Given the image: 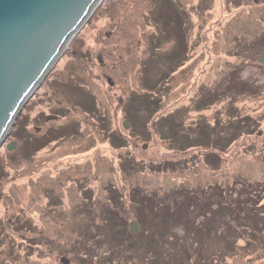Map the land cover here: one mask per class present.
Returning <instances> with one entry per match:
<instances>
[{
    "label": "rangeland",
    "instance_id": "obj_1",
    "mask_svg": "<svg viewBox=\"0 0 264 264\" xmlns=\"http://www.w3.org/2000/svg\"><path fill=\"white\" fill-rule=\"evenodd\" d=\"M257 1L262 5L101 1L17 117L26 119L31 138L67 125L73 134L24 156L14 124L0 147V264H61V258L69 264H264V0ZM162 36L167 40L157 54L180 51L179 44L186 50L185 64L157 93L153 119L164 115L162 128L171 120L176 133L151 120L131 139L122 128L124 107L141 93L140 66L151 40ZM201 90L220 97L197 110ZM88 98L100 113L87 117L77 108L78 99ZM102 114L110 117L103 128ZM198 122L212 128L215 122L216 135L204 132L201 146L182 148L197 137ZM160 132L169 140H160ZM108 134L122 138L123 147L113 148ZM11 143L16 147L8 151ZM210 154L219 158L214 164L205 158ZM109 186L118 202L109 200ZM176 189L193 196L171 206L176 213L156 217L140 241L127 243L122 228L136 220L130 192L163 198ZM30 240L39 246L29 249Z\"/></svg>",
    "mask_w": 264,
    "mask_h": 264
},
{
    "label": "water",
    "instance_id": "obj_2",
    "mask_svg": "<svg viewBox=\"0 0 264 264\" xmlns=\"http://www.w3.org/2000/svg\"><path fill=\"white\" fill-rule=\"evenodd\" d=\"M96 2L0 0V147L24 105L62 55L65 43L90 17ZM98 62L101 64L100 58ZM122 128L130 138L135 137L128 121H123ZM159 137L169 140L163 132ZM15 147L16 143H11L6 149ZM128 230L136 234L140 227L133 221ZM60 263L68 264V260L61 258Z\"/></svg>",
    "mask_w": 264,
    "mask_h": 264
},
{
    "label": "trees",
    "instance_id": "obj_3",
    "mask_svg": "<svg viewBox=\"0 0 264 264\" xmlns=\"http://www.w3.org/2000/svg\"><path fill=\"white\" fill-rule=\"evenodd\" d=\"M158 12H159V8L157 7L155 14L151 16V21L156 25L159 22L158 15H157ZM180 14L183 15V13H180ZM165 40H167L165 36L164 37L162 36V39L154 38L151 40L149 44L151 45L150 47L151 54L143 61V63L140 66V71H141L140 82H141L142 91L141 93L132 94L129 97V100L127 101L124 107L123 115H125L126 121L130 123L133 132L137 133V135L144 132L146 128V123L153 120L159 111L158 109H159V105L161 104V102H160V95L157 93H159V91L161 92L162 90L161 86H164L163 84L168 79H170V77H172L173 74H175L176 71L183 66V64H185L186 50L185 52H183L184 46L182 44H179V47H181L180 51H177L178 49L177 47L175 49L173 48L169 54H164V55L157 54L158 50L160 49L158 44L161 43L162 41L164 42ZM176 45L177 43L175 44V46ZM232 79H233V76H231L230 73L227 74L226 77L224 78V80L226 81L225 87L223 89L224 93L229 94L230 88H231L230 83ZM68 91L67 92L69 93L70 99H74L75 101L76 99L72 95V92L74 90L72 91V89L69 88ZM224 93H222V95ZM212 96H214L213 99H212ZM194 97L196 96L194 95L190 96V100H192ZM219 97H220V94L212 95V92L201 90V93L199 94V97H198L199 100L195 104V108L197 110H202L208 107L209 105H212L215 101H217ZM77 103H78L77 108L82 106L87 111L90 110L91 114L95 112V108L97 107L96 106L97 104L94 98L93 99L88 98L85 100V102H81L78 99ZM165 119L166 118L164 117V115L162 117L159 116L158 118H156V120L152 121V124L156 125L157 127L159 126L160 128L165 127L164 125ZM172 119L175 120V118H172ZM97 122L101 124L102 126L101 128L104 127L103 119H99L97 120ZM26 124H27L26 119H23V118L16 119L15 128L13 131L14 135H17L18 133H20V137L17 140H20L23 142L22 145H24L23 147L24 156H30L33 152H36L37 150L45 147L47 144L55 141L57 138L63 137L64 134H69V135L73 134L75 130L74 127L72 126L54 129V130L48 129V131L42 137L38 139V138H31L26 135V132H25ZM198 124L195 126L198 129L196 130V136L198 137V135L201 133L200 136L198 137L201 139L199 140L197 139V137L189 138L190 141L193 143L192 144L189 143L188 145L183 146L182 148H192V147L201 146L200 145L201 143L198 144V141H204L205 139H207V137L209 138L210 136H208L207 132L209 133L211 131L212 135H216V131L213 130L214 127L216 126L215 122H214L213 128L209 127L206 124H202L199 122ZM239 125H240V120H236V124L234 123V125H232L233 127H231L232 129H230L231 137L235 136V132H237V128H239ZM173 128H176V124H174V122H171L170 120V124L168 125V127L162 128V129L169 130L172 133H176V129H173ZM204 132H206L207 137L204 134ZM108 136L110 138V143H111V146H113V148L121 149L123 147L124 140L120 138L118 135L108 134ZM205 158H207L209 160V163L211 162V164H214L219 159L215 154H210L206 156ZM124 162L127 166H129L128 164H130V167H133V168L139 165L133 160H127ZM153 167L155 170H161L162 168L165 167V164L164 163L157 164ZM173 168L175 169V166L173 165L171 167L170 165V169L173 170ZM107 191H108V196H109L110 201L113 200V203H115L120 200L119 198L120 194L118 193V191L110 188V186L107 187ZM191 192L192 191L190 190L183 191L181 189H176L175 191H172L170 193V196L168 195L163 198H160V197H155L154 195H150V196L143 195L138 190H132V192H130L129 194V201L131 202V205L134 207V214L136 217L135 222H137V224L139 225L140 232L136 235H133L125 228H122V232L124 233L127 243L132 245L133 243L140 241L141 240L139 238L140 235L142 233H145L151 227L150 224L152 221L154 222L156 217H158L159 215L163 213L172 211L171 206H179V204L181 205L183 201H188L189 199H191L193 196ZM176 210H178V208ZM176 210L172 211V213H176L177 212ZM17 228L18 227L15 226V229ZM18 229H24V227H20ZM2 236L0 237L2 238ZM2 245L3 243H0V246ZM38 246L39 244L33 242L32 240H30L27 243V247L29 249H34L35 247L37 248Z\"/></svg>",
    "mask_w": 264,
    "mask_h": 264
},
{
    "label": "flooded vegetation",
    "instance_id": "obj_4",
    "mask_svg": "<svg viewBox=\"0 0 264 264\" xmlns=\"http://www.w3.org/2000/svg\"><path fill=\"white\" fill-rule=\"evenodd\" d=\"M247 1H248V0H247ZM251 2H252V4L255 5V6H257V5H262V1L258 2L257 0H251ZM96 106H97V105H96ZM78 109L81 110L82 112H84V114H86L85 116H87V117L90 116V115L87 114V112H89V113L91 112L90 110L87 111V110L84 109L82 106L78 107ZM72 110L74 111L75 108H72ZM85 110H86V111H85ZM98 112L100 113V108L97 106V107L95 108V112H94V113L97 114ZM90 114H91V113H90ZM108 116H109V115H108ZM102 117H103V120H106V121L109 120V118H110V117H108V119H107L106 116H105L104 114L101 115V119H102ZM47 118H48V117H47ZM49 118L58 119L57 116H49ZM123 119L126 120L125 115H123ZM44 122H46V118H44ZM65 127H70V125H67V126H65ZM65 127H64V128H65ZM131 129H132V128H131ZM132 131H133V130H132ZM137 137H138V135L135 134L134 139H136ZM131 139H133V138H131ZM128 231H129V230H128ZM139 231H140V230H139ZM139 231H138V232H139ZM138 232H137V233H138ZM133 235H134V234H133ZM68 264H69V260H68Z\"/></svg>",
    "mask_w": 264,
    "mask_h": 264
},
{
    "label": "bare ground",
    "instance_id": "obj_5",
    "mask_svg": "<svg viewBox=\"0 0 264 264\" xmlns=\"http://www.w3.org/2000/svg\"><path fill=\"white\" fill-rule=\"evenodd\" d=\"M101 1H102V0H97L96 4H95V5L93 6V8L91 9L90 14L93 13V11L95 10V8L101 3ZM70 40H71V39H69V40L65 43V45H64L63 48H62V51H64V50L66 49V47L68 46Z\"/></svg>",
    "mask_w": 264,
    "mask_h": 264
}]
</instances>
